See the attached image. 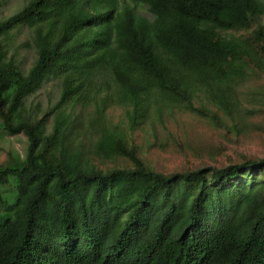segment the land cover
Listing matches in <instances>:
<instances>
[{
  "label": "trees",
  "instance_id": "16d2710c",
  "mask_svg": "<svg viewBox=\"0 0 264 264\" xmlns=\"http://www.w3.org/2000/svg\"><path fill=\"white\" fill-rule=\"evenodd\" d=\"M260 75L264 0H27L0 17L1 129L26 137L0 169V264H264V155L163 171L131 136L175 110L243 126ZM49 76L38 115L26 98Z\"/></svg>",
  "mask_w": 264,
  "mask_h": 264
},
{
  "label": "rangeland",
  "instance_id": "374dc122",
  "mask_svg": "<svg viewBox=\"0 0 264 264\" xmlns=\"http://www.w3.org/2000/svg\"><path fill=\"white\" fill-rule=\"evenodd\" d=\"M27 0H2L0 17H5L17 10ZM149 14L147 7L140 8ZM14 45L18 49L22 67L28 68L35 57L34 48L22 45L30 38L26 27L13 32ZM264 83V75L249 80L243 90ZM59 83L57 77L45 78L39 87L26 98L28 108L42 114L48 110L58 98ZM242 90V91H243ZM244 90V91H245ZM250 90V91H249ZM242 99H246L245 95ZM244 104H247L244 100ZM252 106V105H250ZM107 117L111 122H124L125 111L122 106L110 105ZM243 126H217L210 120L188 110H175L165 117L163 122L155 121L154 125L142 124L132 133V138L140 146L142 155L157 169L172 171L192 168L203 163L221 165L229 161L239 160L241 154L250 156L264 155V105L260 111L247 115ZM52 115L47 117L46 126H51ZM26 137L22 132L9 134L1 129L0 124V169L15 163V159L23 155ZM120 164L124 160L119 159ZM105 167L112 162L97 160Z\"/></svg>",
  "mask_w": 264,
  "mask_h": 264
}]
</instances>
